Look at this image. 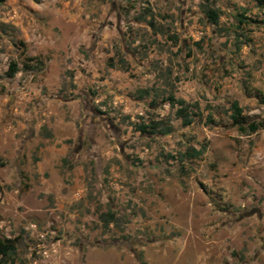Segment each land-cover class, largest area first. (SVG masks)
Instances as JSON below:
<instances>
[{"label": "rangeland", "instance_id": "1", "mask_svg": "<svg viewBox=\"0 0 264 264\" xmlns=\"http://www.w3.org/2000/svg\"><path fill=\"white\" fill-rule=\"evenodd\" d=\"M7 239L0 264H264V0H0Z\"/></svg>", "mask_w": 264, "mask_h": 264}, {"label": "trees", "instance_id": "2", "mask_svg": "<svg viewBox=\"0 0 264 264\" xmlns=\"http://www.w3.org/2000/svg\"><path fill=\"white\" fill-rule=\"evenodd\" d=\"M204 14L206 16V18L208 19V21L212 24H215L217 22V19H218V14L216 13V11L212 10V9H204ZM16 71V66L15 64H12L10 66V69H9V75H13ZM167 102L171 105V106H174V105H178L179 107L176 109L175 111V114L178 116V117H184V122L185 123H188L189 120L187 118H185V114H184V108H183V100H175L173 95H169L168 98L166 99ZM231 109H232V119L234 120V122L236 124H238V129L241 130V131H249V132H254L256 130H258L261 126V124L257 123V122H254V121H251V122H248L247 124H245L246 126H244V124H242V122H240V114H241V108L237 105L236 102L232 103V106H231ZM136 129L139 131V132H146V126H144L143 124L142 125H137L136 126ZM200 151H196L194 153V155H197L199 154ZM13 246L11 244V241L9 239L5 240L4 242L1 241L0 242V255L2 256H5V255H8L10 254L11 250H12Z\"/></svg>", "mask_w": 264, "mask_h": 264}]
</instances>
